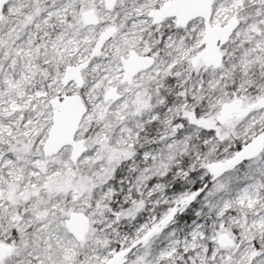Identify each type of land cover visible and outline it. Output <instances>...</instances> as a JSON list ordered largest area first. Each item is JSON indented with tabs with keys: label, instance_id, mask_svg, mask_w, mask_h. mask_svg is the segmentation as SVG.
<instances>
[{
	"label": "snow or ice",
	"instance_id": "snow-or-ice-1",
	"mask_svg": "<svg viewBox=\"0 0 264 264\" xmlns=\"http://www.w3.org/2000/svg\"><path fill=\"white\" fill-rule=\"evenodd\" d=\"M0 264H264V0H0Z\"/></svg>",
	"mask_w": 264,
	"mask_h": 264
}]
</instances>
